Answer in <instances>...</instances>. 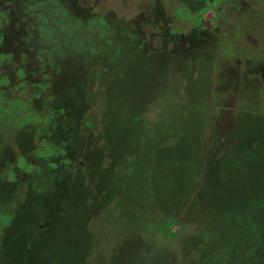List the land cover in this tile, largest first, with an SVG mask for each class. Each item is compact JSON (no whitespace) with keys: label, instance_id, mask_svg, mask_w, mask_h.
Here are the masks:
<instances>
[{"label":"rangeland","instance_id":"rangeland-1","mask_svg":"<svg viewBox=\"0 0 264 264\" xmlns=\"http://www.w3.org/2000/svg\"><path fill=\"white\" fill-rule=\"evenodd\" d=\"M194 1L0 0V264H264V0Z\"/></svg>","mask_w":264,"mask_h":264},{"label":"flooded vegetation","instance_id":"flooded-vegetation-1","mask_svg":"<svg viewBox=\"0 0 264 264\" xmlns=\"http://www.w3.org/2000/svg\"><path fill=\"white\" fill-rule=\"evenodd\" d=\"M188 0H185V2ZM191 1V0H190ZM246 0H195L194 4L198 6L204 7L203 13H198L197 16L201 21L200 26H196L195 29H200L201 27H205L206 24L209 27V31H212L218 25H222L225 23V19L228 18V14L234 11L237 8H245ZM206 9V10H205ZM189 24V23H187ZM194 28V27H193ZM191 31H187L186 33L182 32L179 34L172 33L169 34L168 32H163L162 36L167 42L170 43H182L185 39L186 35V53H189V48L191 45V40H195L199 38L198 36H190ZM192 33H194L192 31ZM196 34V33H194ZM157 37V36H156ZM188 43H190L188 45ZM189 46V47H188Z\"/></svg>","mask_w":264,"mask_h":264}]
</instances>
